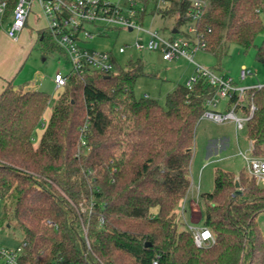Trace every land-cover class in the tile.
Listing matches in <instances>:
<instances>
[{"label":"trees","instance_id":"trees-1","mask_svg":"<svg viewBox=\"0 0 264 264\" xmlns=\"http://www.w3.org/2000/svg\"><path fill=\"white\" fill-rule=\"evenodd\" d=\"M146 8L154 0H139ZM19 0H0L6 10L0 32ZM172 4L176 0H166ZM197 23L207 53L219 62L229 44L255 50L264 64V0H210ZM175 30L191 21V3H177ZM172 8L152 11L163 18ZM146 14L143 13L142 19ZM171 17V16H170ZM44 55L61 50L41 31ZM262 37L258 45L257 39ZM147 74L130 58L114 72L69 75L36 146L34 136L51 96L9 83L0 95V197L13 204L15 225L25 235L30 264H264V184L244 170L217 169L215 187L202 193L204 227L214 241L197 247L178 210L190 188L195 132L217 88L205 79L193 90L180 86L166 107L138 99L134 85ZM237 96L229 103H236ZM252 118L246 138L264 156V86L247 92L240 111ZM82 134L86 146L81 145ZM240 187L236 188V182ZM5 206L4 214L12 211ZM88 227V249L83 225Z\"/></svg>","mask_w":264,"mask_h":264},{"label":"rangeland","instance_id":"rangeland-1","mask_svg":"<svg viewBox=\"0 0 264 264\" xmlns=\"http://www.w3.org/2000/svg\"><path fill=\"white\" fill-rule=\"evenodd\" d=\"M154 8L153 3L147 8L143 28L149 31H157L167 38H175L172 34L174 24L169 20V17L163 18L159 14L153 15ZM40 12L37 2L34 1L29 16L31 28L24 32L23 37V40L29 46L17 78L18 82H33L39 79L40 76L44 77L45 83L41 86L42 92H46L51 96V103L44 114L42 124L38 127L34 136L36 146L39 144L49 123L54 104L63 92L54 84V78L59 72L66 75L72 70L67 59L59 53L44 55L40 46L36 43L38 28L43 25L42 20L40 22L36 21L40 16ZM8 23L7 21L2 29H8ZM180 31L185 33L188 28H182ZM138 37L146 38V34L110 28L106 36L94 37L87 46L98 52L114 53L121 68H126L132 56L135 60L141 59L147 75L139 78L135 83V96L138 99L148 96L156 100L161 106L166 107L168 94L180 86H186L188 81L196 75V66L184 58L165 61L159 52L138 54L130 50L127 54H119L120 48L132 47ZM262 39V37L257 39L258 45L262 42ZM225 55L222 61L219 62L213 55L200 52L196 54L195 60L197 64L204 68H209L222 77L232 79L237 87L242 85L249 87L264 86V64L256 61L255 50L245 53L237 45L229 44ZM244 65L253 73L252 77H248L247 80L240 78L241 67ZM218 111L224 113L225 105L221 104ZM238 115L242 116L241 113H238ZM249 145L246 138V129L238 130L235 122L226 121L219 124L207 118L201 119L195 132L193 158L189 169L192 182L189 197L193 196L197 204L195 207L191 206V208H199L193 216V221L196 223L191 222L192 216L189 210L183 211V213L185 212V218L183 219L181 216L182 209L178 210V217L185 225L184 227L188 225L197 229L204 227L205 206L198 198V188L200 193L213 192L217 169L233 172L236 176H239L246 168V160L243 155L249 157L252 155ZM5 206L12 208V211L4 214ZM262 229L264 231V226ZM24 239V233L15 225L13 204L3 201L0 197V248H15L21 245Z\"/></svg>","mask_w":264,"mask_h":264},{"label":"built area","instance_id":"built-area-1","mask_svg":"<svg viewBox=\"0 0 264 264\" xmlns=\"http://www.w3.org/2000/svg\"><path fill=\"white\" fill-rule=\"evenodd\" d=\"M34 1L37 2L48 21L47 31L61 50V56L67 59L72 68L69 74L59 73L55 76L54 82L58 89H64L67 86L71 74L83 76L95 72L103 74L114 72L120 66L115 54L98 52L87 45L94 37L106 36L110 28L123 29L129 32H143L146 34V38L138 37L132 47L120 48V55L133 50L138 54L159 52L165 61L184 58L196 66V75L186 84L189 90H193L201 79L207 80L210 85L217 88L216 95L207 101V110L201 119L207 118L219 124L233 121L238 130H244L247 122L252 118L255 110L254 105L251 106L248 115L240 111V106H242L247 92L251 89L237 87L232 79L222 77L211 69L196 63V54L207 51L204 36L198 34L197 23L209 7L210 0H186L191 3V9L187 13L191 21L183 27L188 28L185 33L174 34L175 28L173 27L172 34L175 38H167L157 31H149L143 28L144 19H142V15L147 13V8L139 0H19L12 14V22L8 31L10 38L17 39L26 28ZM154 1V9L156 10L167 8L176 10L170 15L171 17L168 16L175 26L181 18L179 6L176 4L180 0H176L172 4L166 0ZM5 10L6 4L3 3L0 5V21ZM252 75V71L247 66L241 67L240 78L242 80H246ZM260 87L262 86L257 88ZM235 96H237L238 101L230 104L229 100ZM145 97L149 98L148 96ZM221 104L226 106L224 113L218 111ZM238 113H241L242 116H239ZM83 135L81 145L84 147L86 140ZM253 151V143L250 142L252 155L250 157L243 155L246 160L245 170L258 184H264V156L256 157L253 155ZM198 198L200 199V195ZM181 216L182 219L185 218L183 210ZM82 225L88 249L91 250L88 240V227L83 222ZM187 228L192 232L197 247L206 246L214 241L212 232L206 227L197 229L188 225ZM26 246L27 244L23 242L15 248H0V264H30L25 261ZM53 264H58V262ZM60 264L69 263L60 262Z\"/></svg>","mask_w":264,"mask_h":264},{"label":"crops","instance_id":"crops-1","mask_svg":"<svg viewBox=\"0 0 264 264\" xmlns=\"http://www.w3.org/2000/svg\"><path fill=\"white\" fill-rule=\"evenodd\" d=\"M39 9H40V7H39ZM40 11H41L40 16L37 18L36 21L40 22V20H42L43 25L40 28H38V34H37V39H36V43L38 45H39V41H40V35H39L40 33L39 32L47 31V27H48V21L45 18L41 9H40ZM8 22H9L8 23L9 28L8 29H2L0 32V95L9 83H12L17 88H23L25 91H42L41 86H43L45 83L44 77L40 76L39 79H37L33 82H18L17 81L18 74H19V72L22 68V64L26 58L27 47L29 46V44H26V42L23 40L24 32L27 31L29 28H31L30 24H29V18L27 21L26 28L22 31V33L19 34V37L17 39L10 38L8 35V31L10 29V25L12 22V17L10 18V20ZM54 84H55V82H54ZM259 86L260 85L249 87V86H243L242 85L240 87L248 88V89H254V88H257ZM225 110H226V106H225ZM249 144H250V142H249ZM249 148H250V145H249ZM191 187H192V184H191ZM190 190H191V188H190ZM190 190H189V192H190ZM189 192H188L185 200L182 202L181 206L179 207V210H180V208L181 209L183 208L182 209L183 211L189 210L190 214L192 216L191 222L196 223L193 221V216H194V213L198 211L199 207L195 208V209L191 208V206H193V207L196 206L195 205L196 202L193 199V196L189 197V194H190ZM201 194H202V192L200 193V189L198 188V195H201ZM184 214H185V212H184ZM200 219H201V216H200ZM258 222H259L261 228H263V226H264V213L258 217Z\"/></svg>","mask_w":264,"mask_h":264},{"label":"water","instance_id":"water-1","mask_svg":"<svg viewBox=\"0 0 264 264\" xmlns=\"http://www.w3.org/2000/svg\"><path fill=\"white\" fill-rule=\"evenodd\" d=\"M26 1H30V0H26ZM174 34H178V30H174V32H173ZM240 187V184H239V182L237 181L236 182V188H239Z\"/></svg>","mask_w":264,"mask_h":264}]
</instances>
